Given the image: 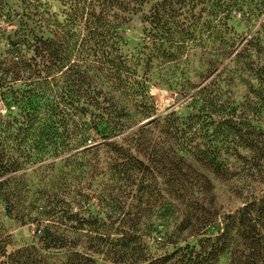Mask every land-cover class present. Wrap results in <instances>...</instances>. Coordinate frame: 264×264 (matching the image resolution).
Listing matches in <instances>:
<instances>
[{
  "label": "rangeland",
  "instance_id": "374dc122",
  "mask_svg": "<svg viewBox=\"0 0 264 264\" xmlns=\"http://www.w3.org/2000/svg\"><path fill=\"white\" fill-rule=\"evenodd\" d=\"M87 6L98 14L97 0H0V13H10L9 18H0V52L8 47V35L14 40L18 28L25 26L31 40L32 35L51 37L49 30L66 23L74 34L69 37L71 44L83 50L74 52L71 62L90 64L102 38L89 32L84 16L75 25L69 23L75 12ZM109 14L110 28L103 37L111 46L118 43L134 74L131 85L138 94L150 97L149 108H135L133 98L139 100L138 96L126 95L104 75L94 73L98 88L129 112L130 128L106 140L123 151H111L105 141H88L91 147L82 156L63 153L15 173L8 185L16 195L8 203L0 199V238L7 253L20 251L46 264H65L74 255L87 253L94 264H119L111 253L118 250L114 245L124 232L139 236L150 259L186 246L199 251L203 240L222 232L227 216L237 217L244 203L263 188L259 179L245 176L228 156L236 175L216 177L193 157L191 148L174 145L161 125L164 118L178 117L181 135L192 136L193 145L203 143L216 138L217 131L220 136L226 126L218 122L219 106L264 102L253 96L264 84V0H145L138 11L111 9ZM254 104L249 124L264 127V111ZM6 113L0 102V114ZM141 127L148 131L137 133ZM167 144L173 145L174 153L166 152ZM180 156L195 174L182 176L184 167L178 165L181 172L175 181L195 185L193 190L169 187L168 162L176 163ZM196 174L210 182L211 191L200 188ZM77 189L81 197L73 192ZM47 198L64 202L66 216L50 217ZM70 214L83 221L68 218ZM208 217L212 218L206 223ZM184 219L188 229L179 230ZM46 229L64 247L45 248ZM97 238L104 239L105 247H96L101 242ZM217 264H232L229 252L222 253Z\"/></svg>",
  "mask_w": 264,
  "mask_h": 264
},
{
  "label": "trees",
  "instance_id": "16d2710c",
  "mask_svg": "<svg viewBox=\"0 0 264 264\" xmlns=\"http://www.w3.org/2000/svg\"><path fill=\"white\" fill-rule=\"evenodd\" d=\"M97 2L100 7L98 14L87 6L86 10L75 12L69 20L71 25H75L84 16L89 32L102 38L97 49L93 51V48H88L93 51L96 60L92 64L85 63L84 69L70 60L74 52L83 50L71 44L69 37L74 34L66 23L60 25L59 29L49 30L51 37L48 38L32 35L29 40L25 26L14 31V40L10 35L6 38L8 47L5 52H0V102L7 110L5 115L0 114V199L6 203L17 193L15 189L9 190L8 183L15 180L13 175L26 166L42 163L63 153H70L68 157L74 158L82 156L91 147L87 145L88 141H105L103 145L110 147L111 151H123L121 146L106 140L130 128L127 124L129 112L126 107L118 106L111 94L98 88L94 82L95 72L108 78L112 87L123 89L126 95L138 96L139 100L133 98L135 108H149L147 100L150 97L144 93L138 94L139 91L131 85L134 74L119 53L118 43L114 42V46H111L105 38L110 28L107 17L111 9L120 13L138 11L145 0ZM117 16L114 13L113 17ZM9 17L8 12L0 13V18ZM120 18L118 16L117 19ZM56 74H59L58 77ZM60 78L61 83L57 82ZM132 83L135 81L132 80ZM136 84L142 91L139 83ZM253 96L264 100V84ZM252 104L264 111V102H247L226 109L219 106L222 115L218 122L226 125L221 127L223 133L220 131L219 136L217 131L216 138L209 137L203 143L193 145L192 136L181 135L183 130L178 124V117L164 118L161 131L169 140H174V145L191 148L194 151L193 157L216 177L232 179L236 175V171L229 168L226 156L233 158L245 176L252 180L259 179L263 185L260 194L245 202L237 217L227 216L222 232L214 239L203 240L199 251L186 246L160 259H150L139 236L133 232H124L114 245L118 250L111 253L116 263L217 264L219 256L229 252L232 264H264V127L257 128L249 124ZM146 131L141 127L137 133ZM166 150L174 153L173 145L167 144ZM14 153L18 157H14ZM168 164L171 189L178 186L179 190L186 191L187 188L193 190L196 187L175 181L177 173L181 172L179 167L176 169L178 165L184 167L185 173L182 176L195 174L193 166L187 164L183 157H178L176 163L169 161ZM196 175L200 179V188L209 191L210 182L204 176ZM64 190L69 191L66 186ZM73 192L78 197L82 196L78 189ZM47 203L50 217L60 219L66 216L64 202L47 198ZM76 203L81 204L80 200ZM68 218L83 221L77 214H70ZM211 218L208 217L205 222H210ZM184 223L185 219L178 224L179 230L181 226L184 230L188 229ZM98 240L101 242H96V247H105L104 239ZM43 241L47 249L64 247L49 229H46ZM0 257L4 259L0 264H8V261L11 264H46L20 251L7 253L6 243L1 238ZM65 264H94V261L87 253H83L81 256L74 255Z\"/></svg>",
  "mask_w": 264,
  "mask_h": 264
}]
</instances>
